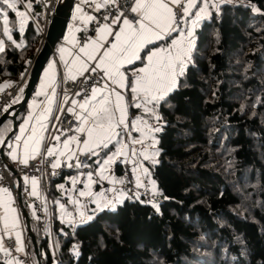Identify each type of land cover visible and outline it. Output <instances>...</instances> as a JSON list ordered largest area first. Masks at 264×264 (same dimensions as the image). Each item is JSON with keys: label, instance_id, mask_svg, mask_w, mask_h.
<instances>
[{"label": "trees", "instance_id": "obj_1", "mask_svg": "<svg viewBox=\"0 0 264 264\" xmlns=\"http://www.w3.org/2000/svg\"><path fill=\"white\" fill-rule=\"evenodd\" d=\"M30 1L26 12L41 26L42 8ZM210 9L176 88L157 106L158 154L145 163L162 201L154 207L126 198L81 225L62 221L58 204L65 199L56 184L76 171L65 172L48 190L55 250L48 225L22 198L37 245L36 253L27 233L32 264H264V0H223ZM5 10L11 40L3 31ZM15 15L0 7V86L22 77L42 39L30 16L20 30ZM2 127L6 138L12 120ZM111 148L93 155L90 167ZM115 169L121 173L120 160Z\"/></svg>", "mask_w": 264, "mask_h": 264}, {"label": "crops", "instance_id": "obj_2", "mask_svg": "<svg viewBox=\"0 0 264 264\" xmlns=\"http://www.w3.org/2000/svg\"><path fill=\"white\" fill-rule=\"evenodd\" d=\"M77 1L79 3H74V7L64 37L60 39V42L55 50L57 59L52 56L48 59L35 86L33 95L27 102L28 109L26 115L24 116V119L18 124V128L14 133V136L9 138L5 144L7 146L11 145L10 152L16 155L17 158L15 160L21 161L22 159H28L40 150L41 138L44 133L46 124L49 121L50 116L52 115L56 106V89L58 85L57 64L59 63L62 68L64 79L72 80L69 79V76H75L77 78L81 75L80 73H84L88 67L96 66L98 63H100L98 58L104 51L111 49L112 43L115 42L114 33L119 32L122 27H126L124 25H120L118 28H115L113 24L116 25L118 23V20H116V22L112 25H107L109 26L107 31L101 33L99 30L102 28V26H104L102 25L97 29L94 35L88 39L87 42H85L84 44H79L78 36L84 25H87L89 22H91V20H88L87 17H92V15L90 11H78V6L80 9H82L81 3H84L87 0ZM221 2H223V0H213V3H216L218 5L221 4ZM196 3L199 7L202 5V0H196ZM97 4H100V0H92L91 11L98 10L96 8ZM175 5L176 4H169L172 10ZM198 7L193 8L192 12L190 13L193 18L195 12L198 10ZM210 8L211 7L208 8V14L204 15L203 18L200 19V21L204 18H207L211 14ZM156 14L160 18L162 24L167 23V18L160 15V10H156ZM185 20H187L188 22L187 24L184 22V29H187L188 27H191V20L187 17H185ZM199 23L192 28L193 39L191 41L190 48L186 39V31H174L167 34H162V38L158 40L154 37H149V42L144 43L143 46L138 49V55L140 56V59H133L131 63H124L123 61H121L120 71L123 74V82L121 83L119 78H117L116 81H113L109 77L105 76L103 84L95 86V88L97 89L95 96H93V92L91 93L90 97L92 99L88 101V103L91 105V108L82 109L79 107V104L81 103L76 104V118L79 121V125L75 128L74 131L68 132L58 139V147L54 150V154L64 160L72 159L77 154L83 152H89L93 156L94 150L99 149L98 153H100L111 146L112 148L110 150H113L118 141H122L123 139L124 146L122 151H124L126 155L121 156L122 159L120 162L123 163L125 160H130L134 167L136 176L139 177V179H146L151 181V177L147 175V169L143 168L142 166V159H144V163L145 161L149 160L145 159V156H152L151 158L155 159L157 157L158 150H150L149 144H147V142L149 141L141 135L139 130L135 131L131 127L132 125L142 126L143 124H145L144 120L152 119L155 115H158L157 106L162 99H160L158 102L148 103L147 105H145V100L142 94L132 91V88L135 86V73H137L140 69L144 68L148 64L147 57L151 53L160 52L161 50L167 51L170 47H180L183 49H188L187 59L184 64L185 70L188 65L190 51L192 50L195 43V36ZM98 36H103V39H98ZM173 41H176L177 44L173 45ZM82 48L85 50L81 51ZM89 54L93 57H96L97 59H89ZM101 68L103 69V67ZM180 75L181 74L178 73L175 77L171 78L175 86L172 87L164 97H166L176 88ZM130 76L132 77V85L130 87H127V81ZM113 89H115V92H118L122 97V99L119 101V105L120 108L123 109L125 125L117 128V132L119 133V135L115 136L108 143L107 147H96L95 149H93L92 146L89 145L88 150L83 151V149H85V145L83 142L84 140L88 139L87 129L93 127V124L91 123L92 117L88 113L93 108L98 109L102 103V99L110 100V107L115 110L117 99L115 93H113L112 91ZM130 105H133L137 109V111L131 114L129 111ZM137 105H140V107H138ZM145 106L148 109H151V111H145ZM120 116V111H114V118L116 120H119ZM80 128H84L85 130L79 131ZM5 131L6 127H2L0 129V144H2V142L5 140ZM18 137L19 139H17ZM73 137H75V140L72 139ZM26 140L28 142L27 147L24 143ZM65 141H68L67 147H65ZM133 141H142V143H133ZM156 141L157 140L154 139V146L156 145ZM133 150H135L136 152L135 155L132 154ZM9 156L11 155H7V159L9 162L15 161L14 159H12V156ZM144 166H146V163ZM94 169L95 167H90L87 171H92ZM76 176H81L80 171H76V173L73 175H65L61 182L65 185V187H67L66 190L68 193L67 197L59 193L60 197L65 199L63 203L58 204V219L62 221L70 219L69 213L74 214L76 204L75 201L78 196H80L83 202L86 204L83 196L78 195L79 189L83 188L84 184L83 186L81 185L80 187H77L73 182L74 177ZM95 176L97 175L94 174L93 177ZM97 177V180L93 178L97 182L95 187L100 188L101 185H103L104 187H108L109 190L113 192V194L117 192V190L115 189L116 185L119 183V181L122 180V174L118 173L115 168L106 182L101 180L99 176ZM35 180L36 184L34 189L32 178H29L27 180L25 178L21 179L20 193H24L25 186L27 185L31 189V193H33V191L35 190V193L38 194L40 198H44V193L40 188L39 181L36 178ZM3 189L5 188L0 186V253H2V251L5 249L4 238L8 236H13L15 238L17 247L21 249L19 250V252H23L24 241L26 243V234L28 233L25 218L20 207V203L19 209L12 206V198L9 196L8 192H3ZM29 207L36 214L35 209L31 206ZM73 223L75 224V222ZM5 264H19V261L15 257H13L9 261L5 262Z\"/></svg>", "mask_w": 264, "mask_h": 264}, {"label": "built area", "instance_id": "obj_3", "mask_svg": "<svg viewBox=\"0 0 264 264\" xmlns=\"http://www.w3.org/2000/svg\"><path fill=\"white\" fill-rule=\"evenodd\" d=\"M42 8L43 13V23L39 26L32 16L29 14L32 21H34L35 26L38 28L42 39L39 44L37 53L39 52L41 46L44 43L49 23L54 15V12L61 0H37ZM134 0H115V3H106L105 0H100V4L103 7L100 9L91 11L92 0H87L81 3V8L83 11H90L94 19L91 20L87 25H84L79 36V44H84L91 38L97 29L102 25H112L116 16L119 13H123V16L118 20L116 25L113 24L115 28H118L123 24V19L126 17L133 25L139 17L130 11ZM182 1L179 5L173 7V12L175 13V24L174 27L177 28V32H181L184 29V21L181 20L183 15V3ZM75 3H79L75 0ZM108 17L105 20V17ZM84 24V23H83ZM36 53V55H37ZM35 55V56H36ZM34 56V58H35ZM52 57L57 59L55 51ZM34 58L28 64L26 70L24 71L22 77L11 83H6L0 86V117L5 112L13 101L19 96L22 86L29 75L30 69L34 62ZM58 63V62H57ZM96 66L88 67L82 75L78 76L75 80H68L63 78L62 68L60 64H57L58 71V85L56 89V106L50 116L49 121L46 124L44 133L41 138L40 150L27 159V163H22L19 160L9 162L7 155L10 153L11 149L7 145L0 144V186L8 190L10 197L12 198L11 205L19 209L18 201V189L21 187L20 180L23 178H36L39 181L40 188L44 193V198H38L31 193V189L26 185L25 191L21 194V198L35 209L37 217L44 223L47 224L49 230L52 233V214H51V202L48 194L50 183L59 178L65 172L69 171H80L82 172L81 178L76 181V186L80 187L82 183L87 181L84 177V172L90 168V162L92 155L89 152H83L77 154L72 159H61L57 157L56 154L48 155V149H54L58 147V139L64 136L68 132H72L79 125V121L76 118L77 106L76 104L85 102L87 97L91 96L92 89L95 86L102 85L104 82V70L102 68H97L96 71H91L90 69ZM80 93V95H77ZM75 100L76 103L73 104L72 101ZM140 107V106H139ZM73 109V111H69ZM58 138V139H57ZM12 167L10 170L8 163ZM79 162L81 165L77 167L76 164ZM53 163H57L59 166L56 168L52 167ZM69 165H72L69 167ZM122 180L123 183H118L116 185V190L125 191L127 198L138 199L145 203L151 204L157 207L162 201V196L158 193L157 186L155 182L139 179L142 187H137V177L135 175L134 167L130 160H125L122 163ZM95 180L98 179L97 176L93 177ZM153 183L155 185V193L153 192ZM63 186L62 188L60 186ZM67 187L64 184H56V189L61 195L68 196ZM104 190L108 197H111L113 192L109 190L108 187H104ZM85 193H89L84 189ZM83 199L85 202H92L93 195H84ZM5 249L1 253V258L3 262L9 261L11 258L15 257L19 264H32L29 252L27 250L26 243L24 241L23 252H19L17 249V242L13 236H8L4 238ZM53 243V238H52ZM54 248V247H53Z\"/></svg>", "mask_w": 264, "mask_h": 264}, {"label": "snow or ice", "instance_id": "obj_4", "mask_svg": "<svg viewBox=\"0 0 264 264\" xmlns=\"http://www.w3.org/2000/svg\"><path fill=\"white\" fill-rule=\"evenodd\" d=\"M106 3H115V0H105ZM182 0H134L133 5L130 9L132 13H135L139 19L136 21V24L133 25L126 17L123 19V24L126 27H122L119 32H115V42L112 43L111 49L104 51L102 55L98 58L100 63L96 65L95 68L90 69L91 71H96L97 68L103 67L104 75L109 77L111 80L116 81L117 78L120 79V82H123V74L120 71V63L123 61L124 63H131L133 59H140L138 55V49L143 46L144 43L149 42V37H154L155 39H161L162 34H167L169 32L177 31V28L173 25L175 24V13L169 4L179 5ZM4 5L7 6V9H15L16 3L15 0H0V7ZM103 4H97L96 8L99 9L103 7ZM29 10L32 5L29 2L25 5ZM196 0H186L183 3V15L181 16V20L187 24V20L185 17L191 20V27L187 29L181 30L182 32L186 31V39L189 44V48L191 46V41L193 39L192 28L195 27L200 19L203 18L204 15L208 14V8H218V4L213 3V0H202V5L198 7V10L194 14V18L190 15L193 8H197ZM156 10H160V15L165 16L167 18V23L162 24L160 18L156 14ZM255 10V9H254ZM78 11H82V9L78 6ZM17 17L23 19L26 15L24 12H16ZM123 16V13H119L116 16L113 23L116 20H119ZM88 20L94 19L91 16L87 17ZM108 17H105L107 20ZM8 19H7V11L4 12V35L7 36L9 40L12 39L10 35V31L7 27ZM107 25L102 26L99 30L101 33L108 30ZM112 34V33H109ZM98 39H103V36H98ZM177 42L173 41V45H176ZM3 41L0 40V52L4 51ZM85 49H81L84 51ZM188 49H183L180 47L169 48L167 51L161 50L160 52L151 53L147 59L148 64L140 69L137 73H135L136 80L135 86L132 88V91L135 93L142 94L145 100V105L148 103L158 102L160 99L167 94L168 91L174 87V82L172 81V77H175L178 73L183 74L184 64L187 59ZM89 59H97L89 54ZM88 70V69H86ZM81 75L83 73H80ZM69 79L75 80V76H69ZM116 95L117 104L115 110L110 107L111 101L108 99H102V103L98 109H92L88 114L92 117L91 123L93 127L87 129L88 139L84 140L85 149L83 151L88 150V146L91 145L93 149L96 147H107L108 143L115 137L118 136L117 128L125 125V119L123 115V109L120 108L119 101L122 99L118 92H115V89L112 90ZM93 96H95L97 89L93 87L92 89ZM80 95V93H77ZM91 97H87L84 103L79 104V107L82 109L91 108V105L88 103L91 100ZM16 102V101H13ZM73 104L76 103L75 100L72 101ZM138 107L140 105H137ZM7 110V109H5ZM69 111H73V109H69ZM114 111H120L121 116L119 120L114 118ZM145 111H151L145 106ZM80 118V117H78ZM159 119V117H157ZM84 128H80L79 131H84ZM158 130V129H157ZM19 139V137L17 138ZM58 139V138H57ZM75 140V137L72 138ZM27 147V140L24 142ZM133 143H142V141H133ZM68 146V141H65V147ZM11 147V145H9ZM126 147V146H125ZM53 150L51 148L48 149V155H53ZM132 154L135 155V150L132 151ZM12 156V159H16V155L14 153H9ZM126 153L124 151H118L114 153L112 157H109L104 161V165H108L113 161L114 157L124 156ZM145 159H148L145 156ZM22 163H27V159H22ZM155 162V161H154ZM59 165L57 163H53L52 167L56 168ZM72 165H69L71 167ZM77 167L81 165L79 162L76 164ZM135 171V170H134ZM103 178V173H98ZM27 180V178H25ZM89 179L91 180V174H89ZM76 182L75 180L73 181ZM123 183V181H119ZM32 183L35 189L36 180L32 178ZM143 185L139 181V177H137V187H142ZM63 187L62 185L60 186ZM153 192L155 193V185L153 183ZM3 192L7 193V189H3ZM35 195V190L32 193ZM10 195V193H9ZM81 196L91 195V193L81 192ZM120 199L117 198L116 203H119ZM105 207L111 206L115 207V204L109 201L104 205ZM83 215V213L81 214ZM93 217L88 216L87 220H91ZM81 222H86L85 220H81ZM75 248V246H74ZM18 251L21 249H17ZM78 254V253H77Z\"/></svg>", "mask_w": 264, "mask_h": 264}, {"label": "rangeland", "instance_id": "obj_5", "mask_svg": "<svg viewBox=\"0 0 264 264\" xmlns=\"http://www.w3.org/2000/svg\"><path fill=\"white\" fill-rule=\"evenodd\" d=\"M61 1H63V0H61ZM29 2H31V1L30 0L25 1L24 5H27ZM15 3H16V8L14 9L15 14L17 11L26 13V15L23 17V19H21L20 17H17V15H15L16 23L19 24L20 30H23V27L26 24L27 19H28L26 7L24 5L20 6L18 0H15ZM31 5H32V2H31ZM31 9H32V7H31ZM34 16H35L37 22H39V23L42 22V20H40L38 18L37 11L34 13ZM3 18H4V16H3ZM20 100L21 99L17 100V102H19ZM17 102H14V103H17ZM157 117H159V116L155 115L152 119L144 120L145 124H143L142 126L132 125V127H131L135 131L139 130L141 135L149 141V142H147V144H149L150 150L154 149L156 151L158 149H157L156 145L154 146L153 141H154V139L157 140V132L161 129L160 124H159L160 122H159V119H157ZM123 146H124V140L122 139V141H118V143L113 148V150H110L107 152L106 156L102 158L101 162H99L98 158L95 159V161L97 162V165H96L94 170H92V171L86 170L87 172L86 171L84 172L85 175L84 174L83 175L87 179V181L82 183V186L84 184L83 188H85L89 193H91L93 195V200H92V202H87L85 204L83 202L82 198L80 196H78L76 201H75L76 204H75L74 214L69 213V218H70L69 221H71V222L73 221V222H75V224L81 225V224L85 223V222L82 223L81 220H85L86 222L89 221V220H87L88 216L94 217L95 214L102 209L114 210L118 205L122 204L125 201V199L127 198L125 191L117 190V192H115V194H113L111 197H108V195L106 194V192L104 190V186L101 185L100 188H96L95 186H96L97 182L93 179L94 174L99 176L100 179L105 181V182L109 179V176L114 171L116 162L118 160L121 161L122 157L121 156L114 157L113 161L108 165H104V161L107 160L109 157H112L114 153H117L118 151H122ZM93 152H94L93 153L94 155H97L99 152V149H96ZM9 157H11V156H9ZM151 157L152 156L148 157V159H149L148 161L152 162V163H154V161L156 162V158L154 159ZM144 165H145L144 159H142V166H143V168L147 169V167ZM101 172L103 173V178L101 177V175H98V173H101ZM80 174L82 175V172H80ZM89 174H91V180L89 179ZM135 175H136V173H135ZM79 178H81V176H78V177L76 176V177H74V180L77 181ZM151 181H153V180H151ZM75 184H76V182H75ZM83 188L79 189L78 195H80L81 190H82V192L84 191ZM36 196L38 198H40V196L38 194H36ZM117 198L120 199L119 203H116ZM109 201H111L112 203L115 204L114 208L111 206H108V207L104 206ZM86 209H87V211H86ZM82 213H83V215H81ZM52 238H53V234L51 233V237H50L51 243H52ZM52 246L54 247V250H55L54 238H53Z\"/></svg>", "mask_w": 264, "mask_h": 264}, {"label": "water", "instance_id": "obj_6", "mask_svg": "<svg viewBox=\"0 0 264 264\" xmlns=\"http://www.w3.org/2000/svg\"><path fill=\"white\" fill-rule=\"evenodd\" d=\"M74 3H75V0H63V1H60V3L58 4L54 12V15L49 23L44 43L34 58V62L30 69L28 79L24 86L22 99L19 102L12 104L1 115L0 125L6 118H9L12 120V130L8 133L2 145H4L5 142L9 138H11L13 133L17 130L18 128L17 115L25 108L30 98V95L32 94L38 82V79L40 78V75L42 73V70L44 69L45 64L47 63L48 59L54 52L56 42L64 37V34L68 26V22H69V19H70V16H71V13L74 7ZM8 167L10 170L12 169L9 163H8ZM18 201L20 203V207L22 209V212L25 218V223L28 229V234L32 239L35 252L37 253V245H36L34 235L30 229L28 215L26 214V211L24 207L22 206L20 187L18 189ZM38 264H40L39 261H38Z\"/></svg>", "mask_w": 264, "mask_h": 264}]
</instances>
